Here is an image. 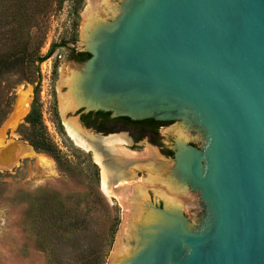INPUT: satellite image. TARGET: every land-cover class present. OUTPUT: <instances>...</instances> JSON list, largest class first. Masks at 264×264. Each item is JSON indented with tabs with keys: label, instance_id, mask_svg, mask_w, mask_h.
I'll use <instances>...</instances> for the list:
<instances>
[{
	"label": "water",
	"instance_id": "1",
	"mask_svg": "<svg viewBox=\"0 0 264 264\" xmlns=\"http://www.w3.org/2000/svg\"><path fill=\"white\" fill-rule=\"evenodd\" d=\"M97 19L90 57L63 74L66 111L176 121L164 142L202 140L174 157L195 194L133 219L117 203L104 264H264V0H112Z\"/></svg>",
	"mask_w": 264,
	"mask_h": 264
},
{
	"label": "rangeland",
	"instance_id": "2",
	"mask_svg": "<svg viewBox=\"0 0 264 264\" xmlns=\"http://www.w3.org/2000/svg\"><path fill=\"white\" fill-rule=\"evenodd\" d=\"M89 2L99 4L82 0L76 9L73 0H0V59L24 48L43 56L52 44L62 43L38 65L39 82L25 80L24 66L0 78V101L12 97L9 114L0 125V264H93L97 254L105 260L123 224L116 201L101 191V176L100 183L91 177V157L67 137L60 117L59 98L67 94L60 77L71 63L70 54L83 45ZM104 10L98 11L99 18ZM35 88L45 131L67 163L63 169L48 154L35 152L17 133ZM15 112L24 115L13 121ZM76 114L65 111L64 116L75 121ZM47 185L61 193L63 204L72 209L69 216L77 220L75 232L61 240L64 244L50 245L57 258L47 255L32 237L31 209L27 199L20 197L22 191Z\"/></svg>",
	"mask_w": 264,
	"mask_h": 264
},
{
	"label": "flooded vegetation",
	"instance_id": "3",
	"mask_svg": "<svg viewBox=\"0 0 264 264\" xmlns=\"http://www.w3.org/2000/svg\"><path fill=\"white\" fill-rule=\"evenodd\" d=\"M71 55L70 61L80 62ZM64 117L68 119V115ZM175 122L112 116L103 111L80 114L76 121L83 135H86L83 136L86 145L89 144L87 149L79 148L91 157L99 183L100 176L102 183L105 175L107 187L113 191L110 198L118 204H124V207L129 206L126 213L131 219L147 211L161 210L164 204H177L179 198L187 193L195 194L187 187L178 188L173 169L174 157L178 142L199 148L202 140H197L196 144L187 141V137L195 136V132L183 128L184 134L183 131H177L174 138L164 142L162 132L168 135L173 133L170 127ZM62 124L67 137L78 146L69 137L63 120Z\"/></svg>",
	"mask_w": 264,
	"mask_h": 264
},
{
	"label": "trees",
	"instance_id": "4",
	"mask_svg": "<svg viewBox=\"0 0 264 264\" xmlns=\"http://www.w3.org/2000/svg\"><path fill=\"white\" fill-rule=\"evenodd\" d=\"M76 5V9L82 3V0H73ZM76 12V11H75ZM42 43V42H41ZM62 46L60 44H52L47 54L39 56L36 52H26L25 48L20 49L21 52H15L10 56L0 59V78L4 74L8 73L11 69L19 66L25 67V80L31 82L38 80L39 71L38 65L54 53V51ZM77 61H84L89 58V54L83 52L73 51L72 55ZM32 65L33 69L29 66ZM38 88L34 89V98L31 103L29 112L23 119V122L17 127V133L24 139L35 152H43L53 158L58 168H64L67 163L62 159L60 152L54 142L49 138L42 123L41 106L38 101ZM12 104V97L7 96L0 101V125L3 123L6 116L9 114L10 106ZM58 129L61 131V126L58 124ZM91 177L97 180V170L91 165ZM95 194V193H94ZM99 195V194H98ZM97 196V195H95ZM21 198H26L30 214V230L33 233L32 237L35 241L40 243V246L44 252L54 255V250L50 245L57 244L59 241L63 242V238L66 234H72L75 232V223L77 220L75 217H70L69 209L63 204V196L58 190L51 189L50 186H44L38 188L32 192H23L20 195ZM54 234V236L52 235ZM58 235V236H56ZM75 242V241H72ZM57 255V253L55 252ZM93 264H104V260L101 254H97L93 261Z\"/></svg>",
	"mask_w": 264,
	"mask_h": 264
},
{
	"label": "bare ground",
	"instance_id": "5",
	"mask_svg": "<svg viewBox=\"0 0 264 264\" xmlns=\"http://www.w3.org/2000/svg\"><path fill=\"white\" fill-rule=\"evenodd\" d=\"M98 1H99L98 2L99 4H97V7H95L93 5V3L89 2L88 6L84 12V15L86 17V23H85V26H84L83 31H82L84 40H86V38L88 37V35L90 34V32L92 31L94 26L96 25L97 21L99 20V19H97V18H99L98 17V15H99L98 11H102V10L106 9L108 6V2H110V0H98ZM81 44H83V43H81ZM60 78H61V82L63 81V83H65L66 79L63 76V73H62V76ZM69 104H70V102H67L66 98L63 97V95L60 96V98H59V109H60V112L62 114V120H63V123L66 127V131H67L69 137H71V139L74 140V142L78 145V147L80 146L81 148L87 149L88 148L87 146L89 144L87 143V145H86V143L83 139L84 135L81 132L76 121L68 120L64 117L66 109H68L70 106ZM23 115L21 112H15L14 114H12L11 120L14 121V119H16L17 117H21ZM84 137H86V135ZM94 160L98 161L97 158H95ZM102 172H103V170H102ZM101 190L107 197H110L111 195H113L112 191L110 189H108V187H107V181H106L105 175H103V179H102V183H101Z\"/></svg>",
	"mask_w": 264,
	"mask_h": 264
}]
</instances>
